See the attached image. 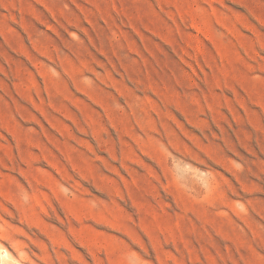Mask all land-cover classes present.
Masks as SVG:
<instances>
[{
    "label": "rangeland",
    "instance_id": "1",
    "mask_svg": "<svg viewBox=\"0 0 264 264\" xmlns=\"http://www.w3.org/2000/svg\"><path fill=\"white\" fill-rule=\"evenodd\" d=\"M0 264H264V0H0Z\"/></svg>",
    "mask_w": 264,
    "mask_h": 264
}]
</instances>
